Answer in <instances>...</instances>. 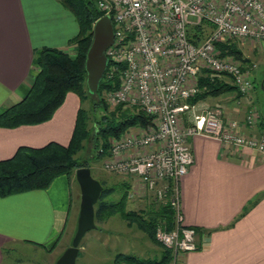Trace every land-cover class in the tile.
Segmentation results:
<instances>
[{
	"label": "crops",
	"instance_id": "0c3cea01",
	"mask_svg": "<svg viewBox=\"0 0 264 264\" xmlns=\"http://www.w3.org/2000/svg\"><path fill=\"white\" fill-rule=\"evenodd\" d=\"M77 32L76 18L60 0H0V111L27 93L40 48H68ZM202 99L219 107L224 121L243 119L254 103L252 95L246 98L235 87ZM80 106L79 96L68 91L47 120L0 126V159L19 146L66 144ZM255 108L256 127L242 126L246 134L264 128V112ZM188 143L193 161L178 179L179 208L183 224L196 230L197 248L182 254L178 264H264V155L199 134L189 136ZM129 182L128 191L131 177ZM73 207L65 174L45 188L0 196V264H40L48 256L55 264L63 249L55 248Z\"/></svg>",
	"mask_w": 264,
	"mask_h": 264
},
{
	"label": "built area",
	"instance_id": "2783aa9c",
	"mask_svg": "<svg viewBox=\"0 0 264 264\" xmlns=\"http://www.w3.org/2000/svg\"><path fill=\"white\" fill-rule=\"evenodd\" d=\"M108 15L113 38L106 47V82L117 85L103 93L109 106L136 107L149 115L146 125H133L110 138L103 157L106 171L129 176L133 188L151 194L157 205L172 209L170 227L160 221L154 237L172 251L178 264L197 248L196 230L183 224L178 179L193 161L188 137L215 138L232 148H251L264 155V128H255L258 112L249 104L243 119L221 117V109L203 99L191 101L205 86L201 75L225 77L246 98L251 95L250 68L218 42L246 39L264 42V0H93ZM208 23L211 30L198 43L189 40L188 26ZM208 71V72H207ZM248 100V99H247Z\"/></svg>",
	"mask_w": 264,
	"mask_h": 264
},
{
	"label": "trees",
	"instance_id": "16d2710c",
	"mask_svg": "<svg viewBox=\"0 0 264 264\" xmlns=\"http://www.w3.org/2000/svg\"><path fill=\"white\" fill-rule=\"evenodd\" d=\"M76 18L78 23L77 34L70 39L72 52L64 49L43 46L37 55L38 70L35 72L27 93L20 100L4 107L0 111V126L14 127L20 124L39 123L51 117L54 110L63 102L68 91L75 92L83 98L87 92L85 84L84 55L91 42L92 24L101 12L96 8L93 0H60ZM211 30L208 23L191 24L188 26L187 35L189 40L198 43ZM236 39H228L218 42L217 48L221 54H231L241 59L244 64L249 59L244 57L242 50L237 47ZM67 48V47H66ZM208 72V71H207ZM105 72L94 94L92 107L95 117L96 134L90 139L86 135V112L82 106L79 107L73 131L66 144L50 141L40 147L19 146L10 157L0 159V196L10 193L21 192L34 188L47 187L52 179L59 175H70L71 171L79 166H90L89 159L105 157L109 151L111 137L118 136L122 131L132 125H146L149 115L143 110L129 108L122 109L118 114L115 110L108 111L109 107L104 100L103 93L110 87H115L117 81L106 82ZM199 85L205 88L191 97L195 101L205 96H215L219 93L233 89L235 86L218 76L210 77L201 75L198 79ZM86 94V93H85ZM103 108L101 115H96L97 107ZM108 109V110H107ZM121 105H117V109ZM99 113V112H98ZM91 141L93 152L90 158H78L79 150H83L82 140ZM99 197L94 204V223L102 222L110 215L118 213L122 219L130 223L135 221L138 227L154 237L157 223L162 221L165 227L172 223V209L166 205L150 207L148 217L143 213L126 209L127 193L130 182H116L120 184L122 191L115 200H106L108 194L115 190L116 183L107 185L102 179ZM119 187V185H118ZM78 253V252H77ZM170 260L169 251L157 260L155 258H140L133 254L117 253L113 264H167Z\"/></svg>",
	"mask_w": 264,
	"mask_h": 264
},
{
	"label": "rangeland",
	"instance_id": "374dc122",
	"mask_svg": "<svg viewBox=\"0 0 264 264\" xmlns=\"http://www.w3.org/2000/svg\"><path fill=\"white\" fill-rule=\"evenodd\" d=\"M235 42L237 47L242 48L240 49L243 50V54H246L249 57L250 64H255V66H251L250 68V77H252V87L250 89V93L254 102L253 104L264 112V42H253L246 39H236ZM64 50L71 53L73 49L65 48ZM239 60L241 61V59ZM37 70L38 66L36 67V72ZM85 93L83 98L79 97V99L81 106L87 115L85 125L86 135L91 139L97 133V128L95 129L97 122L94 121L96 116L92 117L94 114L92 100L95 99V95H89L87 92ZM203 98L207 99L208 96ZM108 107L109 110H107L109 112L110 110H115L118 112V114L122 109L127 108L121 107V109L116 110L117 106L112 107L108 105ZM96 110L97 112L95 114L101 115L103 108L98 106ZM130 110H133L134 112L137 111L135 107H130ZM82 143L84 149L79 150L77 157L80 159L90 158L93 152L91 141L86 142V139H83ZM89 161L91 166V175L99 182L102 179L107 185L121 181L129 182V176H124L104 170L102 168L103 157L89 159ZM68 177L70 178L72 185L74 207L72 214H70L68 217L63 237L55 248L57 252L60 250V248H63V252L64 249L70 245L72 235L76 227L78 213L77 210L79 204V186L74 177V169L71 171ZM117 183L115 190L108 194L106 200H115L120 196L122 187L120 184H118V187ZM156 205L157 203H155L151 194L148 192L143 193V191L139 189L137 185L127 193V201L125 202L126 209H130L138 213L144 212L142 215L143 217H148L145 211L148 212L150 207H158ZM136 224L137 223L133 220L130 223L126 222V220L122 219L118 213L110 215L102 222H95V225L86 230L80 239L78 244V253L75 257V264H113L114 257L117 253H128L144 259L155 258L158 260L163 255V253L166 252V250L169 251L170 255V260L167 264H175L171 261L173 257L171 249L160 244L159 241L155 239V237L144 233L143 230H141ZM50 257L52 256L39 259L38 263L51 264ZM26 263L28 262L24 261L21 264Z\"/></svg>",
	"mask_w": 264,
	"mask_h": 264
},
{
	"label": "water",
	"instance_id": "95a60500",
	"mask_svg": "<svg viewBox=\"0 0 264 264\" xmlns=\"http://www.w3.org/2000/svg\"><path fill=\"white\" fill-rule=\"evenodd\" d=\"M112 38L113 26L110 17L100 15L92 24L91 42L84 55L85 84L90 94H94L99 87L108 63L105 49ZM74 177L79 186L76 227L70 245L57 257L55 264H75L78 244L83 233L95 225L94 204L99 197L102 185L91 175L88 166L76 167Z\"/></svg>",
	"mask_w": 264,
	"mask_h": 264
}]
</instances>
